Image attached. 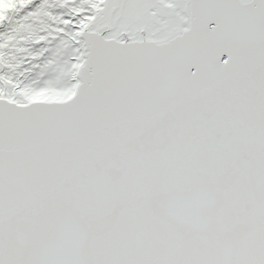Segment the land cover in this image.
Returning a JSON list of instances; mask_svg holds the SVG:
<instances>
[{
    "label": "snow or ice",
    "instance_id": "snow-or-ice-1",
    "mask_svg": "<svg viewBox=\"0 0 264 264\" xmlns=\"http://www.w3.org/2000/svg\"><path fill=\"white\" fill-rule=\"evenodd\" d=\"M0 264H264V0H0Z\"/></svg>",
    "mask_w": 264,
    "mask_h": 264
}]
</instances>
